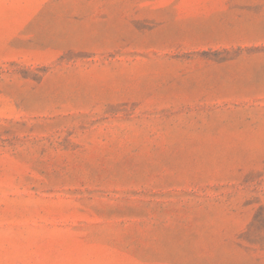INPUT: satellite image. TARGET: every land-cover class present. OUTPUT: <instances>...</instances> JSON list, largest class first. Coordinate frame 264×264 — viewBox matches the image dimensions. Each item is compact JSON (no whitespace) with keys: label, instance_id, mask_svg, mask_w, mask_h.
<instances>
[{"label":"rangeland","instance_id":"1","mask_svg":"<svg viewBox=\"0 0 264 264\" xmlns=\"http://www.w3.org/2000/svg\"><path fill=\"white\" fill-rule=\"evenodd\" d=\"M0 264H264V0H0Z\"/></svg>","mask_w":264,"mask_h":264}]
</instances>
